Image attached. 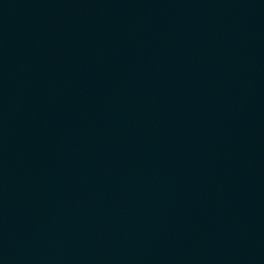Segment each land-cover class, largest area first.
Segmentation results:
<instances>
[{
	"label": "water",
	"instance_id": "95a60500",
	"mask_svg": "<svg viewBox=\"0 0 264 264\" xmlns=\"http://www.w3.org/2000/svg\"><path fill=\"white\" fill-rule=\"evenodd\" d=\"M0 264H264V0H0Z\"/></svg>",
	"mask_w": 264,
	"mask_h": 264
}]
</instances>
